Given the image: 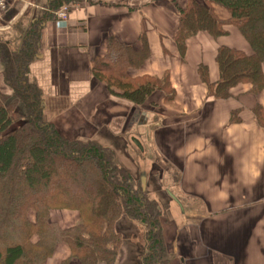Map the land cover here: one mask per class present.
<instances>
[{"label":"crops","instance_id":"0c3cea01","mask_svg":"<svg viewBox=\"0 0 264 264\" xmlns=\"http://www.w3.org/2000/svg\"><path fill=\"white\" fill-rule=\"evenodd\" d=\"M48 3L7 0L0 11V91L20 88L25 74L40 92L43 119L61 136L102 145L111 138L118 163H139L145 189L167 205L161 224L166 264H264V127L253 112L257 104L264 107V88L254 93L241 83L227 98L208 96L197 65L205 63L210 80L217 79L218 43L197 33L182 62L173 41L178 11L169 0H79L61 23L48 17ZM142 33L149 57L128 74L161 77L168 71L175 90V107L165 105L162 90L149 96L158 108L154 126L148 103L125 102L92 71L94 59L106 55L110 36L138 46ZM238 39L232 32L219 42L234 45ZM133 145L143 155L135 157ZM151 176L161 185L151 189ZM29 218L34 220L33 211ZM50 218L68 227L78 214L52 209ZM137 239L130 249L121 247L116 264H124L129 250L130 262L139 264L132 246ZM68 257L60 243L44 264Z\"/></svg>","mask_w":264,"mask_h":264},{"label":"trees","instance_id":"16d2710c","mask_svg":"<svg viewBox=\"0 0 264 264\" xmlns=\"http://www.w3.org/2000/svg\"><path fill=\"white\" fill-rule=\"evenodd\" d=\"M49 1L50 18L60 6L79 2ZM171 2L178 11L173 41L182 62L188 40L197 33L205 32L218 43L217 79L210 80L205 63L197 65L208 96L227 98L241 83L254 93L264 88V0H185L182 6ZM232 32L238 35L236 44L219 42ZM162 52L170 54L164 46ZM149 54L144 33L138 46L110 36L106 55L94 59L92 71L110 91L116 89L117 96L134 105L155 90L171 101L175 90L168 71L161 77H131L127 72ZM24 75L20 88L11 94L0 91V264H44L60 243L69 249L62 264H116L124 245L125 226L120 222L127 217L146 225V248L137 253L138 263L166 264L158 202L148 199L129 171L114 162L112 150L95 141L67 139L45 121L40 92ZM253 112L264 127V107L257 104ZM52 209L76 211L78 218L61 227L50 218Z\"/></svg>","mask_w":264,"mask_h":264},{"label":"rangeland","instance_id":"374dc122","mask_svg":"<svg viewBox=\"0 0 264 264\" xmlns=\"http://www.w3.org/2000/svg\"><path fill=\"white\" fill-rule=\"evenodd\" d=\"M118 1H120V0H111V2H118ZM126 1V0H125ZM156 0H151V2H155ZM169 3H171L172 4V2H171V0H169ZM263 66H264V64H263ZM120 99H123L125 102H128L126 99H124V98H122V97H119ZM173 100V99H172ZM168 101V100H166L165 101V105H169L170 107H175L174 106V102L173 101ZM129 103V102H128ZM145 103H148V104H146L145 105V108H147L151 113L149 114V119H150V122L151 123H153V125L152 126H154L155 124H157V120L159 119L158 118V114H157V111H156V109H158L157 108V104H155L154 102H151L150 100H149V97L146 99V101L144 102V103H142L141 105H143V104H145ZM134 105V104H133ZM141 105H136V106H141ZM158 123H159V121H158ZM104 141H106L107 143H106V145H102V144H100V145H102L103 147H105V148H108L110 151L112 150L113 151V149L111 148V138H108V139H104ZM86 142V141H85ZM118 148H123V147H119L118 146ZM131 153H133L134 154V156L136 157L137 156V158H138V156L139 155H143V151L142 152H140V150L138 149V147L137 146H132V152ZM136 159V158H135ZM113 160H114V162L115 163H117V164H119L120 166H122L123 168H125V169H127L128 171H129V173L131 174V176L135 179V181L137 182V185L138 186H140L141 188H142V190H144L145 191V193L147 194V197H148V199H153V200H155V201H157L158 203H157V210H158V223H159V226L161 227V224H162V222H163V219H165L166 217H167V213H168V210H167V205H165L164 203H162V200L160 199V197L159 198H151V194H149V192L147 191V188L145 189V183H143L142 181H141V173L142 172H140V170H141V166H139V163H135V165L136 166H133V165H124V164H120V163H118L117 161H116V156H115V152L113 151ZM145 167V166H144ZM152 168H154V165L152 166ZM143 169V168H142ZM152 177V179H151V183H150V186H151V189L152 188H154V187H158L157 185H161V184H159V183H157V181H158V178H157V176H151ZM144 184V185H143ZM31 212V211H30ZM29 212V213H30ZM124 219V218H123ZM127 221V223L125 224V222ZM121 221V220H120ZM131 223V224H130ZM120 224H121V226L122 225H124L125 227H124V230L122 231L120 228H119V230H121L122 231V236H123V240H124V247L126 246H128L129 247V249H130V245H128L130 242H131V240L133 239L134 240V238H138L137 240L138 241H136V243H134V245H132L133 247H134V255H137V253L139 252V251H141L142 252V250L143 249H145L146 248V244H145V235H146V232H147V230H146V225L145 224H140L139 225V223H138V221H136V220H132V219H130L129 217H127L126 219H124L123 221H121L120 222ZM128 225V226H127ZM130 225V226H129ZM136 225V226H135ZM132 226H134V227H132ZM123 227V226H122ZM135 227H137V228H135ZM134 234H136V236L134 235ZM163 235V234H162ZM133 244V243H132ZM125 249V248H124ZM128 251V250H127ZM141 252H139V253H141ZM130 250H129V252H128V259H125L124 260V264H133V259H132V261L130 262V260H129V258H130ZM137 257V256H136ZM136 257H135V259H136ZM136 264V263H135Z\"/></svg>","mask_w":264,"mask_h":264},{"label":"built area","instance_id":"2783aa9c","mask_svg":"<svg viewBox=\"0 0 264 264\" xmlns=\"http://www.w3.org/2000/svg\"><path fill=\"white\" fill-rule=\"evenodd\" d=\"M6 6H7V0H0V11L5 10ZM66 10H67V6H63L57 11V16H58V19H59L58 22H61L62 20H65V18H66Z\"/></svg>","mask_w":264,"mask_h":264},{"label":"water","instance_id":"95a60500","mask_svg":"<svg viewBox=\"0 0 264 264\" xmlns=\"http://www.w3.org/2000/svg\"><path fill=\"white\" fill-rule=\"evenodd\" d=\"M142 181L144 182V179L142 178Z\"/></svg>","mask_w":264,"mask_h":264}]
</instances>
